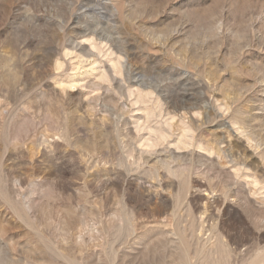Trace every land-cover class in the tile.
<instances>
[{"label":"rangeland","instance_id":"1","mask_svg":"<svg viewBox=\"0 0 264 264\" xmlns=\"http://www.w3.org/2000/svg\"><path fill=\"white\" fill-rule=\"evenodd\" d=\"M0 264H264V0H0Z\"/></svg>","mask_w":264,"mask_h":264}]
</instances>
